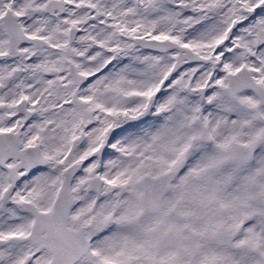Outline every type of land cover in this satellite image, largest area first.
Masks as SVG:
<instances>
[{
	"label": "snow or ice",
	"instance_id": "snow-or-ice-1",
	"mask_svg": "<svg viewBox=\"0 0 264 264\" xmlns=\"http://www.w3.org/2000/svg\"><path fill=\"white\" fill-rule=\"evenodd\" d=\"M0 264H264V0H0Z\"/></svg>",
	"mask_w": 264,
	"mask_h": 264
}]
</instances>
